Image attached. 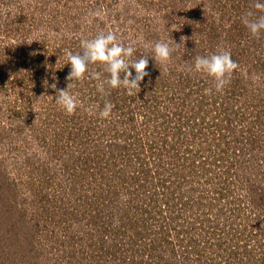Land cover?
Returning a JSON list of instances; mask_svg holds the SVG:
<instances>
[{"label":"rangeland","instance_id":"374dc122","mask_svg":"<svg viewBox=\"0 0 264 264\" xmlns=\"http://www.w3.org/2000/svg\"><path fill=\"white\" fill-rule=\"evenodd\" d=\"M0 264H264V0H0Z\"/></svg>","mask_w":264,"mask_h":264}]
</instances>
